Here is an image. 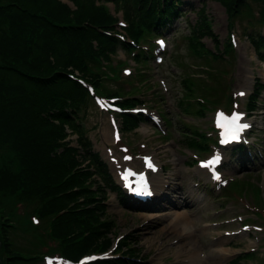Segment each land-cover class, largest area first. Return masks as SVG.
<instances>
[{
	"label": "rangeland",
	"instance_id": "rangeland-1",
	"mask_svg": "<svg viewBox=\"0 0 264 264\" xmlns=\"http://www.w3.org/2000/svg\"><path fill=\"white\" fill-rule=\"evenodd\" d=\"M59 1L73 8L71 1ZM100 2L102 10L117 18L118 25L125 21L122 4L115 10L110 2ZM247 2L241 10L248 16L237 17L230 9L233 5L216 0H184L179 22L175 21L165 34L171 43L168 48L158 51L155 36L145 32L137 51L125 52L119 47L111 52L109 61L97 71L100 81L93 88L95 95L109 101L111 97L119 98V105L128 109L145 107L146 113L131 114L135 124L126 125L118 114H108L88 100L83 106L81 129L67 130L63 126L66 139L62 141L59 136L61 141L55 149L57 155L67 154L75 165L68 175L52 179L54 191L61 193L69 209V220L65 221L68 234L57 237L58 232L50 225L51 216L44 219L46 224L35 219L40 203L37 198L22 203L15 200L13 195L21 190L18 188L7 196L0 192V247L9 239L11 254H39L34 264H44L46 255L58 256L57 264H71L80 256L70 259L63 249L85 240L98 244L95 249L88 246L82 255L107 256V260L91 264H191L192 256L201 255L198 250L204 254L203 264H264V62L258 59L247 37L256 32L264 36V27L255 21L263 4L260 0ZM193 31L201 36L197 50L196 44L190 48L187 40ZM170 51L175 56L173 61L168 59ZM157 55L164 56L162 62L155 59ZM124 68H129L130 74L126 75ZM254 91L260 92L258 107L247 110L251 114L248 120L255 121L247 145L258 142L263 149L262 160L254 167L243 168L250 171H238L230 177L236 175L237 179H233L236 182L228 193L218 192V182L208 185L209 190L203 183L193 188V178L205 177L195 169L197 158L220 151L214 142L206 151L187 148L184 134L192 131L203 136L201 140L214 141V112L225 107L231 94L235 109L247 106L251 110ZM150 110L159 113L161 130L139 123ZM113 123L118 124L120 140L112 138ZM58 132L62 133L59 128ZM4 153L0 148V168L4 165L6 170L16 172V161L6 164ZM148 153L162 164L161 171L152 177L160 178L168 194L165 206L155 213L125 208L131 205L122 204L113 193L104 191L98 172L102 167L90 159L103 164L118 181L121 166L140 168L142 157ZM177 194L181 197L174 201ZM230 217L233 222L228 221ZM184 222L189 224L188 235L182 234ZM223 231L235 234L222 237ZM106 238L107 246L103 244ZM99 246L104 250H98ZM238 253L240 257L235 258ZM5 256H0L1 264H6ZM231 259L238 260L233 263Z\"/></svg>",
	"mask_w": 264,
	"mask_h": 264
},
{
	"label": "trees",
	"instance_id": "trees-1",
	"mask_svg": "<svg viewBox=\"0 0 264 264\" xmlns=\"http://www.w3.org/2000/svg\"><path fill=\"white\" fill-rule=\"evenodd\" d=\"M70 1L73 8L59 0H0V148L14 154H5L6 164L16 161L18 165L14 173L1 166L0 192L7 196L21 188L13 195L15 200L28 202L37 198L40 207L35 214L39 218L56 214L52 228L58 232L57 237L69 232L65 224L69 209L61 193L54 191L52 179L68 175L75 167L67 154H56L59 136L65 138L62 127L81 129L80 112L93 98V86L89 85L98 86L97 71L109 61L110 53L118 46L128 47L124 48L127 52L137 50L145 32L159 33L165 29L164 23L172 24L184 5V0ZM100 1L111 2L115 10L122 4L125 24L119 27L117 18L102 10ZM216 1L233 5L230 9L237 17L248 16L241 10L248 5L247 0ZM260 1L263 5L257 17L264 26V0ZM256 33L248 36L257 56L264 61V36ZM200 39L197 32H191L187 37L190 48L196 44L197 50ZM256 96L255 92L251 98ZM131 118V114L122 115L126 125L134 124ZM193 135L184 137V144L196 150L205 149V141L200 143ZM90 159L100 167L95 158ZM72 223L76 228L75 221ZM97 244L85 240L73 247L66 245L63 251L75 259L88 246L95 249ZM103 244H109L108 238ZM10 245L7 239L0 247L6 264H15L13 261L17 260L33 262L37 257L13 255ZM98 250L103 251L104 247L99 246Z\"/></svg>",
	"mask_w": 264,
	"mask_h": 264
},
{
	"label": "bare ground",
	"instance_id": "bare-ground-1",
	"mask_svg": "<svg viewBox=\"0 0 264 264\" xmlns=\"http://www.w3.org/2000/svg\"><path fill=\"white\" fill-rule=\"evenodd\" d=\"M243 79V78H242ZM240 83V82H239ZM242 84V83H241ZM154 182H156V183H160V180L159 179H154ZM184 233L185 234H189V224L187 223H184ZM224 253V252H223ZM217 254V253H216ZM199 258V259H198ZM203 261V258H202V256L201 255H199V254H195V259L192 261V264H201V261Z\"/></svg>",
	"mask_w": 264,
	"mask_h": 264
},
{
	"label": "snow or ice",
	"instance_id": "snow-or-ice-1",
	"mask_svg": "<svg viewBox=\"0 0 264 264\" xmlns=\"http://www.w3.org/2000/svg\"><path fill=\"white\" fill-rule=\"evenodd\" d=\"M240 95H243V93H240ZM233 119H234V120H235V119H238V117H234ZM242 127H243V128H246V127H248V125H247V124H244V125H242ZM234 138H235V137H234ZM204 166H207V165H204Z\"/></svg>",
	"mask_w": 264,
	"mask_h": 264
}]
</instances>
